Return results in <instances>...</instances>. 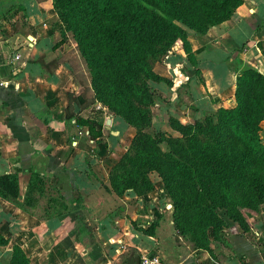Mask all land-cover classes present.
<instances>
[{"label":"crops","instance_id":"1","mask_svg":"<svg viewBox=\"0 0 264 264\" xmlns=\"http://www.w3.org/2000/svg\"><path fill=\"white\" fill-rule=\"evenodd\" d=\"M66 36L51 0H0V173L15 170L18 185L12 198L0 195V233L8 238L0 264H8L11 242L29 264H126L129 247L139 255L159 252L158 264H264V204L246 213V228L225 219L223 243L210 242V249L186 240L164 248L158 235L131 225L136 209L126 206L138 201L93 180L90 138L64 117L67 91L75 87L67 62L44 65ZM187 38L199 69L191 84L196 99L226 106L240 68L264 74V0H242L227 18ZM175 43L176 54L182 48ZM260 126L264 136V110ZM30 171L58 200L53 193L49 202L23 197Z\"/></svg>","mask_w":264,"mask_h":264},{"label":"trees","instance_id":"2","mask_svg":"<svg viewBox=\"0 0 264 264\" xmlns=\"http://www.w3.org/2000/svg\"><path fill=\"white\" fill-rule=\"evenodd\" d=\"M242 0H51L64 29L71 33L90 74L94 91L106 93L104 101L126 122H149L150 101L145 82L140 74L152 79L154 73L147 56L165 52L174 40H179L187 60L197 75V61L187 38L186 28L203 33L208 25L227 18ZM176 44V43H175ZM112 73L113 77L109 75ZM232 102L219 105L215 122L208 125L215 135L201 140L197 123L177 122L185 133L190 157H174L173 153L159 152L158 143L166 140L161 130L153 134L136 132L132 137V152L126 155L128 166L109 176L110 188L121 194L126 189L148 190L152 183L146 177L149 169H157L161 180L172 194L167 180H196L191 205L198 217L202 232L210 226L211 235L201 242L193 240L192 247L209 248L217 238L216 229L225 224L214 206L240 227L247 222L238 220L236 207L238 194L244 188L250 196L264 200V139L260 134V121L264 110V75L253 67H244L236 73ZM133 101L139 104L133 103ZM74 102V103H73ZM73 103V104H72ZM86 103L67 92L64 117L77 125L86 126L89 138L100 134L99 120L75 112ZM195 131L189 132V128ZM161 164L164 166L161 168ZM17 169V168H16ZM43 177L30 171L24 196L43 185ZM16 171L0 173V195L12 198L17 194ZM135 191V192H136ZM133 226L134 219H130ZM144 233L151 231L142 229ZM8 238L0 233V245ZM223 243V242H222ZM8 264H29L21 246L10 243ZM134 263L140 264V255L134 252Z\"/></svg>","mask_w":264,"mask_h":264},{"label":"rangeland","instance_id":"3","mask_svg":"<svg viewBox=\"0 0 264 264\" xmlns=\"http://www.w3.org/2000/svg\"><path fill=\"white\" fill-rule=\"evenodd\" d=\"M63 31L67 34V43L62 45L60 51L57 50L58 53L46 59L44 65L53 64V61L55 63L58 61L67 62L66 66L75 84L73 90L69 92L73 98L78 96L81 102L86 103L85 107L81 109L75 106V112L83 114V116H90V118L99 120L101 123L100 134L90 138L88 143L90 145L89 156H93L92 163L95 165L94 171H92L93 180H99L100 183L102 180L109 182L111 173L120 172L128 166L126 155L132 152L131 142L133 134L136 132L153 134L155 130H161L166 136V140L158 143L159 152L163 154L165 151H169L176 158L183 155L190 157L188 141L185 133L177 126V122L197 123L200 131L196 133V136L201 140H210L215 135L214 129L208 127V125L215 122L217 106L211 107L208 104L198 102L196 99L198 91L192 85L196 82L197 75L193 72L190 62L181 49L176 54L173 52L176 47L175 40L165 52L147 56L151 70L160 78L152 79L140 74V82H145L149 91L150 101L146 105L150 112L149 122L129 123L111 110L109 103L107 104L104 101L105 99L108 102L110 98L108 94L94 91L89 71L83 57L80 55L75 40L68 30L63 28ZM186 32L187 35L193 32L194 35L199 36V32L190 28H186ZM243 68H240L239 71ZM109 75L113 77L111 72H109ZM190 85L195 92L194 96L190 93ZM133 103L139 104L136 101H133ZM106 118H109L108 123L105 122ZM77 126L79 129L84 128L85 134L87 133L86 126ZM193 131H195L193 127L189 128V132ZM82 134L84 133L82 132ZM260 134L264 139L262 128ZM87 136L89 137L88 133ZM89 164L87 162V165ZM160 166L162 168L164 164ZM87 171L90 173V169H87ZM146 177L152 183L150 189L135 190V192L129 188L122 192L129 194L138 201L134 206L132 202L129 207L126 206L129 211L136 209L137 215L133 224L135 227H140L158 235L164 248L168 246L171 240L177 243L186 240L192 244L193 240L201 242L210 237V226L207 227L205 233L202 232V223L198 217H195L193 210L196 211V209H193L191 205L196 180H180L175 177L172 180H167L172 194L176 198L172 201L168 188L161 180L157 169H149L146 172ZM54 191L53 187L43 184L40 188L37 186L32 189L31 194L36 197L35 201L39 199L43 202L46 199V202H49L52 193L56 194V197H53L54 199H57L59 195ZM235 191L238 194L236 212L238 220L243 223L244 219L246 220V213H254L262 209L264 200L259 201L255 196H250L242 187ZM113 193L115 192L113 191ZM132 198L129 200H132ZM122 204L125 206L124 202ZM119 205L120 203L115 205L114 209L118 208ZM213 208L221 218L230 220L217 206ZM224 226L225 224L219 225V228L216 229L218 237L215 240L212 239L211 243L220 244L223 242ZM153 253L159 256V252ZM134 254L132 247H129L124 251V262L135 264Z\"/></svg>","mask_w":264,"mask_h":264},{"label":"built area","instance_id":"4","mask_svg":"<svg viewBox=\"0 0 264 264\" xmlns=\"http://www.w3.org/2000/svg\"><path fill=\"white\" fill-rule=\"evenodd\" d=\"M13 57L17 58V55H14ZM159 259L154 254H140V264H158Z\"/></svg>","mask_w":264,"mask_h":264},{"label":"water","instance_id":"5","mask_svg":"<svg viewBox=\"0 0 264 264\" xmlns=\"http://www.w3.org/2000/svg\"><path fill=\"white\" fill-rule=\"evenodd\" d=\"M105 122L108 123L109 122V118H106Z\"/></svg>","mask_w":264,"mask_h":264}]
</instances>
